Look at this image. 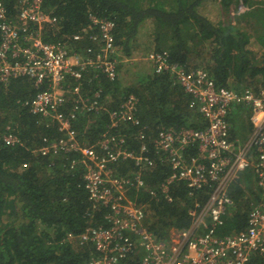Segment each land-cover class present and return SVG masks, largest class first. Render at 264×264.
<instances>
[{"label": "trees", "instance_id": "obj_1", "mask_svg": "<svg viewBox=\"0 0 264 264\" xmlns=\"http://www.w3.org/2000/svg\"><path fill=\"white\" fill-rule=\"evenodd\" d=\"M0 1L12 20L16 19L20 0ZM241 3L249 11L234 17V22L231 10H237ZM43 9L57 19L55 24L45 25L44 42L68 41L73 52L99 47V41L93 40L100 33L91 29L92 16L114 22L113 54L117 57H109L117 62V79L112 81L101 71L88 73L83 93H99L102 109L77 115L71 120V130L83 146L97 150L102 140L113 136L124 137L129 150L137 152L144 140L148 142L156 162L143 171L148 189L132 190L129 196L145 207L146 223L157 239L167 241L173 231L189 229L191 212L197 205L206 204L210 190L190 195L187 185L173 183L171 198L166 199L161 186L169 177L170 167L162 155L153 151V141L161 126L202 129L206 123L196 107L192 108L193 99L175 77L169 72L150 73L144 69L148 63L143 58L150 50L149 55L167 53L170 64L187 71L203 68L219 87L264 91V1L44 0ZM225 14L226 20L222 18ZM76 34H81L83 40L73 41ZM134 54L138 60L129 65ZM37 92L28 79L0 84V264H80L93 248H78L77 242L70 243L66 237L71 232L78 235L88 226L106 224V209L92 212L83 167L70 170L68 156L44 157L38 153L45 139L58 140L65 134L56 120L31 112L27 102ZM131 95L138 99L140 124L119 123L112 127L111 114L121 111ZM75 99V95L70 97L67 113L73 110ZM241 116L248 120L247 111ZM244 125L243 141L253 127L248 121ZM234 128L239 130L236 125ZM11 134L20 140L16 145L6 142ZM186 156L199 158L197 145L189 147ZM138 170L132 160L114 165V172L120 176ZM240 184L237 180L229 187L237 202L245 195ZM149 190L156 191L157 196ZM250 201L253 199L248 198ZM233 210L225 216L227 229L223 228L221 235L247 227L249 212ZM249 264H264V254L255 255Z\"/></svg>", "mask_w": 264, "mask_h": 264}, {"label": "built area", "instance_id": "obj_2", "mask_svg": "<svg viewBox=\"0 0 264 264\" xmlns=\"http://www.w3.org/2000/svg\"><path fill=\"white\" fill-rule=\"evenodd\" d=\"M264 1V0H260ZM44 0H20L19 13L12 20L6 5L0 1V84L28 79L38 91L27 102L33 114L56 120L65 134L58 140H44L38 153L44 157L68 156V168L83 167L84 188L92 212L105 210L106 224L88 226L78 235L71 232L67 241L77 242L78 248L91 246L90 256L80 264H249L252 258L264 254V91L251 88L236 91L219 87L207 71L197 68L187 71L168 62L167 53L150 54L149 60L158 74L171 73L178 85L193 99L206 125L202 129L161 126L153 141V151L162 155L170 167L169 177L161 186L166 199L173 183H183L195 191L210 190L202 207L191 212L189 229L173 231L167 241H161L146 223L147 213L142 204L130 198L132 190L148 189L143 171L156 162L150 155L148 142L139 151L129 150L124 137L102 140L99 150L83 146L71 130V120L83 112H100L101 96L90 95L86 77L92 70L101 71L114 81L117 62L111 60L115 51L112 20L92 16L91 29H98L99 47L73 52L68 41L44 42L45 25L57 19L43 9ZM248 7L240 6L245 12ZM87 31V30H85ZM84 31V32H85ZM70 40L71 38L68 37ZM73 41H82L76 34ZM110 56V57H109ZM74 107L67 113L70 97ZM138 99L131 95L122 110L111 114V125L131 123L138 126ZM248 113L252 131L245 141L242 133L233 130L234 113ZM237 133V134H236ZM6 142L16 145L20 140L8 135ZM197 145L199 158L186 156L187 149ZM122 160L134 161L138 171L120 176L114 165ZM251 168L261 198L250 209L247 227L231 235H221L225 216L235 202L228 193V184L239 173ZM152 196L156 191L149 190Z\"/></svg>", "mask_w": 264, "mask_h": 264}, {"label": "crops", "instance_id": "obj_3", "mask_svg": "<svg viewBox=\"0 0 264 264\" xmlns=\"http://www.w3.org/2000/svg\"><path fill=\"white\" fill-rule=\"evenodd\" d=\"M152 52V50H150ZM146 52V56H144L143 60H145V62L148 63L147 67L144 68L148 71L151 72H155V68L154 65L150 62L149 60V52ZM139 51L135 50V54H138ZM135 54L132 56L131 55V61L130 63H128L129 65H133L134 64V60H138V58H133L135 56ZM146 65H143V67ZM195 111L198 112V109L195 108ZM239 116H241L240 111H238V113H234V115H232V121H233V125H236V127L239 129V133H244V130L246 128V122L248 121L247 118L244 120V117L241 116V118L239 119ZM187 129H189L188 127H186ZM76 134V133H75ZM162 159V158H161ZM164 162H166L164 160ZM167 163V162H166ZM168 164V163H167ZM68 165V164H67ZM169 165V164H168ZM69 166V165H68ZM237 180H241V187L243 188V190H245V197L243 196L241 199L238 200V202L234 199V196L231 195L230 193V186L234 181ZM247 181V182H246ZM228 193L230 196H232V198L234 199L235 202V206L233 207V211H237L238 209L241 211V213H243V211H248L258 202L259 198H261L260 195V191L257 187L256 181H255V176L252 175L251 171H245L243 173H240L236 176V178L228 184ZM247 198V199H246ZM248 198L249 199H253V202H248ZM257 201V202H255ZM249 214V213H248ZM226 221V220H225ZM231 234H234L232 232H230ZM231 234H227V235H231Z\"/></svg>", "mask_w": 264, "mask_h": 264}, {"label": "rangeland", "instance_id": "obj_4", "mask_svg": "<svg viewBox=\"0 0 264 264\" xmlns=\"http://www.w3.org/2000/svg\"><path fill=\"white\" fill-rule=\"evenodd\" d=\"M240 6H241V4L238 5V8H240ZM238 12H239V11H238V10H235V9L231 10L230 15H231L232 20H233L234 22L236 21L234 17H236V16L238 15ZM222 18H223L224 20H226V18H227L226 14L223 15ZM242 117H243V116H242ZM240 118H241V116H239V119H240ZM246 171H251V172H252V169H251V168H248ZM243 172H245V171H243ZM243 172H239L238 174L243 173ZM238 174H237V175H238ZM237 175H236V176H237ZM236 176L234 177V179L236 178ZM234 179H233V180H234ZM234 206H235V205H234ZM234 206H233V207H234ZM233 207H232V209H233ZM226 229H227V221H226V226L224 227V230L226 231ZM221 231H222V230H221ZM221 231H220V232H221ZM230 232H231V231H230Z\"/></svg>", "mask_w": 264, "mask_h": 264}, {"label": "clouds", "instance_id": "obj_5", "mask_svg": "<svg viewBox=\"0 0 264 264\" xmlns=\"http://www.w3.org/2000/svg\"><path fill=\"white\" fill-rule=\"evenodd\" d=\"M241 5H243V6H245V7H248V6H246V5H244L243 3H241ZM249 8V7H248ZM239 12H238V15H241V14H244V13H246L247 11H249V10H247V11H245V12H241L240 11V8H238L237 9ZM156 72V71H155ZM66 239H67V237H66Z\"/></svg>", "mask_w": 264, "mask_h": 264}]
</instances>
